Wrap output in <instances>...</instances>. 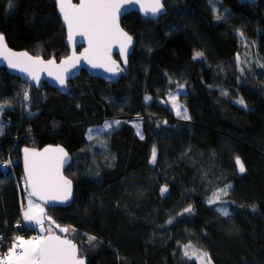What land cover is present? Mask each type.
Returning <instances> with one entry per match:
<instances>
[{
	"label": "trees",
	"instance_id": "trees-1",
	"mask_svg": "<svg viewBox=\"0 0 264 264\" xmlns=\"http://www.w3.org/2000/svg\"><path fill=\"white\" fill-rule=\"evenodd\" d=\"M164 4L158 20L122 18L135 45L117 82L82 71L62 93L0 68V158L20 159L26 146L67 150L72 202L45 212L68 228L57 232L87 264H198L203 252L211 264H264V0ZM0 33L14 49L44 58L68 53L54 0H0ZM244 50L259 54L263 73L240 69ZM178 79L190 119H177L167 101ZM117 117L118 126L88 136ZM17 171L0 181V249L22 233L15 224L28 192L21 165ZM213 193L228 215L208 203Z\"/></svg>",
	"mask_w": 264,
	"mask_h": 264
},
{
	"label": "snow or ice",
	"instance_id": "snow-or-ice-1",
	"mask_svg": "<svg viewBox=\"0 0 264 264\" xmlns=\"http://www.w3.org/2000/svg\"><path fill=\"white\" fill-rule=\"evenodd\" d=\"M133 2H139L140 10L145 13L150 12L153 16L160 13L164 7L162 0H80L79 4H72L71 0H56L59 12L68 29L69 43H74L76 35L86 37L89 42V48H86L81 56H76L73 53L60 61L59 66H57L60 71L56 79L62 86L65 84V77L62 73L67 71V66L69 65L75 67L81 58H84L94 68L104 67L106 71H113V68L107 67V65H116V62L109 55L111 42L114 40L121 42L120 55L124 62L127 63L129 46L132 45L133 41L132 37L119 27L118 16L123 4ZM219 18L217 17V19ZM4 51H6V44L4 36L0 34V53ZM17 55L25 57L30 63L23 65L18 60L5 57V59H8V67L12 69L18 68L21 72H27L34 80H39L38 71L46 70L48 66L56 65L54 60H48L45 63L40 57L33 58L27 53L11 54L12 57ZM201 56L202 53L197 52L193 58L196 59ZM117 70L122 71V69L118 68ZM49 74H51L50 70ZM24 95L25 99H27V90H25ZM146 99L148 98L146 97ZM172 99L175 100L176 98L173 97ZM237 103L244 105V100L241 98ZM2 108L3 105H0V109ZM183 118L190 119L186 109L184 110ZM114 123L118 124L119 122L116 121ZM110 126L106 122V127ZM2 131L3 128L0 126V134H2ZM141 138L143 139V136ZM24 153L26 184L31 189L29 196H36L44 199L45 202L48 200L69 201L72 196V182L60 173V169L67 162V153L64 152V149L46 148L43 152H37L35 149L25 148ZM49 153H58L59 155L52 157L48 155ZM155 161L156 149L153 147L150 163H155ZM236 164L240 173H244L246 169L239 157L236 158ZM226 187H230V185ZM166 191L167 187L161 188L162 194ZM219 191L226 194V189ZM219 199V193H213V197L209 198L208 203L215 204ZM37 209L39 214L36 211ZM184 211L191 212V206L184 209ZM43 212V208L29 200L27 210H23V218L25 221L42 225L41 216ZM223 214L228 215L229 213L225 210ZM61 231L67 232L68 228H62ZM16 240L19 243H12L8 252L3 257H0V264H86L85 260L78 256L77 246L71 240L61 239L59 236L52 235L50 230L49 235L46 237L36 236L30 241H25L22 237H16ZM95 240L96 237L94 236L88 237L90 244ZM188 248H191V245L185 246V256L189 255ZM198 251L194 250V252ZM199 255L207 260V264H211L206 252L199 253Z\"/></svg>",
	"mask_w": 264,
	"mask_h": 264
},
{
	"label": "water",
	"instance_id": "water-1",
	"mask_svg": "<svg viewBox=\"0 0 264 264\" xmlns=\"http://www.w3.org/2000/svg\"><path fill=\"white\" fill-rule=\"evenodd\" d=\"M55 1V5H56V12L60 18V22L61 25L63 26V28L65 29V39H64V44L68 50V54L62 58H60L59 60H56L55 58H44L41 55H34L32 53H30L29 51H27L26 49H14L13 47H11L10 45H8V43L5 40L4 37V41L6 44V51L0 53V68H5L6 70H8L10 73H12L15 76L20 77L21 79H23L25 82L30 83L31 85H34L36 87H40L43 82H45L46 84H48L51 87L56 88L57 90H59L60 92H66L68 89V80L76 78L82 71H85L88 75L92 76V77H97L100 78L108 83H114L117 82L122 74V71L117 70L118 69H122L127 67V63L124 62V59L121 57L120 55V47H121V42L119 40H114L111 42V48H110V52L109 55L111 56V59L114 60L116 62V65L113 66L111 64H108L107 67L113 68V71H106L104 67H92L91 64H89L84 58H81V60L79 61V63L76 64L75 67L72 66H67V71H64L62 74L65 77V84L62 86L59 81L56 79L57 74L59 73V68L57 66H59L60 61L65 59L66 57L72 55L73 53H75L76 56H81L82 53H84L86 48H89V42L88 39L84 36H80V35H76L74 37V43H69L68 41V29L67 26L65 25L64 21H63V17L59 12L58 6L56 4V0ZM165 0H162V3L164 5L163 10L158 13L156 16H153L150 12L149 13H145L142 12L140 10V3L139 2H133V3H126L123 4L121 7V11L120 14L118 16V23H119V27L126 32L129 36L132 37V45L129 46V54L127 55V62H128V57L130 56V54L133 51V46L135 45V38L128 33L121 25V20L122 18L128 14L129 12H136L138 13L142 18L144 19H150V20H158L160 18V16L164 15L166 13V7L164 4ZM72 4H79L80 0H71ZM2 34V33H0ZM3 35V34H2ZM4 36V35H3ZM15 53V54H20V53H27L29 56L35 58V57H40L43 61H45V63L48 60H54L56 62L55 66H48V68L46 70H42V71H38L37 75L39 76V80H34L31 78V76L28 75L27 72H21L19 71V69H12L8 67V59H5V57H8L10 59H14V60H18L21 64L23 65H27L30 62L27 61V59L25 57H20L19 55H17L16 57H12L11 54ZM114 54L118 55V58H116L114 56ZM49 70L51 71V74H49ZM115 73V74H114ZM28 148V149H35L37 152H43L44 149L46 148H50V149H56V148H63L64 152L67 153V162L64 164V166L60 169V173L68 180L69 177L66 176L65 174V168L69 165L70 161H71V157L68 154L67 150L59 144H47L44 145L42 148H36V147H24L23 148V155H22V165H23V172H24V176H25V184H26V175H25V153H24V149ZM48 155L52 156V157H56L59 154L58 153H49ZM71 181V180H70ZM72 182V181H71ZM26 190L29 194V192L31 191L30 188L27 187L26 184ZM73 194H74V185L72 183V196L70 198L69 201L67 202H61L59 200H48L47 202H45L44 199H40L36 196H31L32 198H34L35 200L39 201L40 203L46 205V206H57V205H61V206H66L69 205L72 202L73 199ZM52 235H56L61 237V239H68L71 240L65 236H61V235H57L54 233H51ZM49 235L46 234V236ZM45 236V237H46ZM73 244H75L77 246V250H78V256H79V247L78 245L71 240ZM81 257V256H79ZM85 260L86 262V258L85 257H81Z\"/></svg>",
	"mask_w": 264,
	"mask_h": 264
},
{
	"label": "rangeland",
	"instance_id": "rangeland-1",
	"mask_svg": "<svg viewBox=\"0 0 264 264\" xmlns=\"http://www.w3.org/2000/svg\"><path fill=\"white\" fill-rule=\"evenodd\" d=\"M251 1V0H250ZM141 17V16H140ZM142 18V17H141ZM144 19V18H142ZM145 20H150V19H145ZM121 25L122 27L127 31V29L123 26L122 24V21H121ZM128 32V31H127ZM129 33V32H128ZM247 42H245V45H246ZM251 43V46L253 49H255V44L253 42H250ZM197 52H200L201 51H197ZM196 52V53H197ZM35 55V54H34ZM114 56L116 58H118V55L117 54H114ZM252 56L253 58L250 56L249 52H247L246 50L243 51V53L239 56L238 58V62H239V67L240 69L242 70L243 67L242 66H245L246 68H252V65H255L258 67V70L257 72L258 73H263L260 69V65H261V61L258 59L259 58V54L256 53L255 51L252 53ZM256 58V59H254ZM85 72V71H84ZM86 73V72H85ZM87 74V73H86ZM88 75V74H87ZM90 76V75H89ZM92 77V76H90ZM94 78H97V77H94ZM74 79V78H73ZM100 79V78H99ZM72 79L68 80L71 81ZM102 80V79H101ZM104 81V80H103ZM106 82V81H105ZM175 88H173L172 90H170L167 94V101H168V104L169 106L171 107L175 117L177 119H184L183 116H184V110L186 109L188 111V109L186 108V106L181 102V100L178 99V96L182 95V94H185V85L180 83L179 79L175 82ZM68 92V89L66 92H62V93H67ZM175 97L176 99L173 100L172 98ZM179 112V114H178ZM189 111L187 112V115ZM1 110H0V115H1ZM1 118V116H0ZM123 118H120V117H117V118H112L111 120H107V124L108 125H111L110 127H106V123L101 126V127H94V128H90L89 131H88V136L91 137L93 135H97L99 132H106L107 130L115 127V126H118L120 124V122L122 121ZM118 121L119 123H114ZM127 121H129L130 123H132L133 125H135L136 129L138 131L141 130V122L138 120L137 117H130L129 119H127ZM1 122V121H0ZM140 127V128H139ZM100 149V148H99ZM239 170V168H238ZM29 200H31L34 204L36 205H39L40 208H43L44 209V212L41 216V219H42V225H38L36 224L35 222H29L27 221L29 224L31 225H36L37 226V230H38V233L39 234H43L46 230H48L49 228H51V225L49 224V218L47 217L46 215V212H45V205L40 203L39 201L35 200L34 198L30 197L29 194H25V200L22 204V214H23V210H27L28 208V204H29ZM216 208L218 210H222V211H225L227 210V206L226 205H223V204H220L218 201H216ZM37 213L39 214V210L37 209L36 210ZM223 214V212H220ZM224 215V214H223ZM56 231H59V232H64V231H61L62 228H66L64 226H61V225H58L56 227H53ZM33 238H27L25 239V241H30L32 240ZM193 255H197L196 254H193ZM197 261H198V264H206L203 259L200 257V255L197 257Z\"/></svg>",
	"mask_w": 264,
	"mask_h": 264
},
{
	"label": "bare ground",
	"instance_id": "bare-ground-1",
	"mask_svg": "<svg viewBox=\"0 0 264 264\" xmlns=\"http://www.w3.org/2000/svg\"><path fill=\"white\" fill-rule=\"evenodd\" d=\"M77 1V0H76ZM55 2V1H54ZM55 10H56V5H55ZM57 13V12H56ZM58 15V14H57ZM59 17V16H58ZM60 19V18H59ZM134 47V46H133ZM68 54V53H67ZM66 54V55H67ZM65 55V56H66ZM64 57V56H63ZM62 58V57H61ZM57 60V59H56ZM128 64V62H127ZM123 73V70H122ZM26 147H31V146H26ZM43 147V146H42ZM42 147H36V148H42ZM24 148V147H23ZM23 148L21 149V157L20 159H17L14 155L9 154L8 156H6L5 158H0V181L2 180H10L16 176L19 175L18 171L16 173V169H19V165H21V175L23 177V179H25L24 176V172H23V165H22V155H23ZM18 167V168H17ZM21 202V201H20ZM22 204L23 202L20 203V220L18 222H16L17 224H15V226H18L20 230H22L21 234L16 236V237H22L23 240L27 239V238H34L36 236H46V234L49 233V230L51 233L57 234V235H61L59 234L53 227H55V223L54 220L50 219L49 216H47L49 218V224L51 225V228H49L48 230H46L43 234H39L38 230H37V226L36 225H31L29 224L27 221L24 220L23 218V214H22ZM46 206V205H45ZM61 205H57V206H47V207H58ZM67 206V205H66ZM26 232H29L30 234H27ZM62 236V235H61ZM16 237H13L6 245L5 247H3L2 249H0V257H3L9 250V248L12 246L13 242L19 243V241L16 240ZM79 247V246H78ZM81 256V255H79ZM83 257V256H81ZM86 264H87V258H86Z\"/></svg>",
	"mask_w": 264,
	"mask_h": 264
}]
</instances>
